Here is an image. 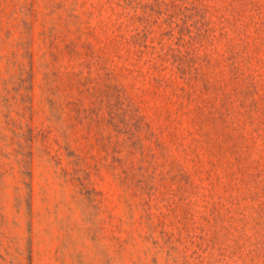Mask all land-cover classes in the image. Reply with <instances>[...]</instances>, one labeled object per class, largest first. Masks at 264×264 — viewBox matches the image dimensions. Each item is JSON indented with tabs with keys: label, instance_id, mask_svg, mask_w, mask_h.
<instances>
[{
	"label": "rangeland",
	"instance_id": "1",
	"mask_svg": "<svg viewBox=\"0 0 264 264\" xmlns=\"http://www.w3.org/2000/svg\"><path fill=\"white\" fill-rule=\"evenodd\" d=\"M0 264H264V0H0Z\"/></svg>",
	"mask_w": 264,
	"mask_h": 264
}]
</instances>
